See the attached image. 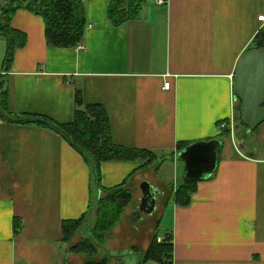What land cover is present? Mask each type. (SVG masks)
I'll return each instance as SVG.
<instances>
[{
	"label": "crops",
	"instance_id": "obj_1",
	"mask_svg": "<svg viewBox=\"0 0 264 264\" xmlns=\"http://www.w3.org/2000/svg\"><path fill=\"white\" fill-rule=\"evenodd\" d=\"M159 1L114 27L107 16L112 0H84L87 28L75 49L50 48L43 19L17 12L12 25L27 35V45L10 72L2 69L0 39L9 111L69 123L80 91L83 103L105 108L117 145L164 160L158 172L143 161L101 165L103 189L132 175L135 194L102 250L111 264L142 263L156 228L141 218L155 213L162 217L159 236L172 237V264H264V123L251 135L236 128L242 145L234 149L219 130L236 120V64L253 48L264 0ZM15 117L0 112V264H83L63 242V223L80 219L103 192L92 189L91 167L63 137ZM213 141L221 143L217 168L199 181L190 206L168 203L166 186L186 182L181 153ZM179 144L188 147L181 151ZM145 182L157 192L151 215L140 211Z\"/></svg>",
	"mask_w": 264,
	"mask_h": 264
},
{
	"label": "trees",
	"instance_id": "obj_2",
	"mask_svg": "<svg viewBox=\"0 0 264 264\" xmlns=\"http://www.w3.org/2000/svg\"><path fill=\"white\" fill-rule=\"evenodd\" d=\"M149 0H112L107 16L114 27L138 19L142 6ZM0 39L5 42L6 50L3 71L10 72L17 53L27 45V35L16 30L12 23L20 10H27L41 17L45 24V39L50 48L75 49L85 38L87 28L84 0H3L1 2ZM252 49H264V31L255 37ZM251 49V50H252ZM77 110L73 121L59 124L38 115L13 116L7 105L6 81L0 77V112L5 116L15 117L22 125H35L49 129L63 137L77 151L92 169V189L103 192V196L92 204L89 211L80 219L63 223V242L69 245V253L85 258L83 264H111V257L102 255L109 234L121 223L126 211L134 203V191L129 180L110 189L102 188L101 165L105 162L143 161L144 168L159 166L160 160L146 150L126 148L117 145L112 136L109 116L101 105L83 103L80 91L76 95ZM229 123V122H228ZM223 124V123H221ZM219 124V126L221 125ZM239 124L238 106H236V128ZM248 131L246 127L237 128ZM231 136L230 130L221 132V137ZM188 146L179 144L183 151ZM158 174V173H157ZM199 181H186L178 188L166 186L167 201H174L179 207L187 208L197 192ZM166 201V202H167ZM162 220V219H161ZM161 221L156 222L155 234L149 248L142 258V263L154 261L159 264H172L173 240L166 236L163 243H158ZM20 223L15 221V229ZM81 238L74 242L77 235Z\"/></svg>",
	"mask_w": 264,
	"mask_h": 264
},
{
	"label": "water",
	"instance_id": "obj_3",
	"mask_svg": "<svg viewBox=\"0 0 264 264\" xmlns=\"http://www.w3.org/2000/svg\"><path fill=\"white\" fill-rule=\"evenodd\" d=\"M233 96L237 102L239 124L254 133L264 123V49H252L239 58L234 75ZM221 143L191 146L181 153L186 163L185 181H201L209 178L218 165ZM198 149H202L200 152ZM144 194L140 211L151 215L156 210V194L145 182L141 186Z\"/></svg>",
	"mask_w": 264,
	"mask_h": 264
},
{
	"label": "rangeland",
	"instance_id": "obj_4",
	"mask_svg": "<svg viewBox=\"0 0 264 264\" xmlns=\"http://www.w3.org/2000/svg\"><path fill=\"white\" fill-rule=\"evenodd\" d=\"M237 106V105H236ZM243 132V131H242ZM241 131H239V132H236L235 131V134H234V140H232L231 139V137H223L222 138V141L223 142H225L227 145H229L230 147H231V149H234V144H235V146L237 147L238 145H242V140H241ZM247 134H249V135H251V134H253V133H249V132H247ZM142 224H145V225H148V226H150L151 228H156L155 227V225H156V223L155 224H152L151 225V222H158V221H161V223H162V217H161V215H159L158 213H155V218L154 219H152V217H147V216H143L142 218ZM161 223H160V225H161ZM165 223H166V221H165ZM165 223H163V225H165V227L167 226V224H165ZM162 227V226H161ZM160 227V230H158V232H162L163 230H162V228ZM81 234H79V235H77L76 237H75V239H74V241H78L80 238H81ZM130 237V236H129ZM133 242V238L132 237H130V238H125V239H123L122 241H121V243H120V250H118V251H121L120 253H124V254H126V253H128L129 251L128 250H125V248H124V245L127 243V244H129V243H132ZM104 252H105V250H104ZM123 259H126L127 258V256H124V257H122Z\"/></svg>",
	"mask_w": 264,
	"mask_h": 264
},
{
	"label": "built area",
	"instance_id": "obj_5",
	"mask_svg": "<svg viewBox=\"0 0 264 264\" xmlns=\"http://www.w3.org/2000/svg\"><path fill=\"white\" fill-rule=\"evenodd\" d=\"M161 4H167V2H165L164 0L159 1ZM259 22L261 23V27H260V31H264V16L259 17ZM165 90H170L171 88V84L170 83H166L164 86ZM230 130L231 131V135L233 136L235 134V130H236V120L234 117L231 118V120L229 121V123H223L219 126V130L222 132L224 130ZM165 240V237L159 236L158 237V243H163Z\"/></svg>",
	"mask_w": 264,
	"mask_h": 264
}]
</instances>
